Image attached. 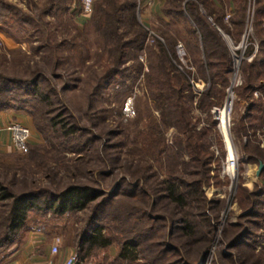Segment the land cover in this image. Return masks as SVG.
Here are the masks:
<instances>
[{"label":"rangeland","instance_id":"1","mask_svg":"<svg viewBox=\"0 0 264 264\" xmlns=\"http://www.w3.org/2000/svg\"><path fill=\"white\" fill-rule=\"evenodd\" d=\"M2 1L22 10L35 20L38 19L40 12H44L48 4V0ZM73 1L79 4L81 2V0ZM120 1L116 3L119 5ZM160 1L159 6L144 9L143 0H140L142 5L140 10L139 0H134L136 3L135 24L145 36L143 48L136 54L137 63L134 62L135 59H132L135 53L130 52L131 58L126 64V67H135L136 70L125 74L122 78H117L106 87L101 95L96 96H92L91 93L109 68L112 47L106 45L96 33L91 18L96 17L100 10L99 7L105 4V0H94L93 13L88 17L82 16L80 10L77 13L74 8H70L67 12L42 15V19L38 20V23L40 22L38 35L31 31L23 32L18 27L0 26V57H5L7 61L1 68L3 73L12 77L21 76L24 74L27 63L32 66L38 64L51 73L57 64L54 73L63 79L53 80V84L58 89L69 86V90L63 96L65 105L84 130L88 131V139L92 140L87 154L65 153V162L60 166H55L54 172L57 177H53L52 173L27 166L29 177L34 178L36 187L40 189L54 190L57 186L63 188L68 183L80 181L103 190L106 194L113 191L115 186L125 179L128 185L148 192L151 200L148 202V199L147 202L150 207L154 206L152 212L154 218L164 216L162 209L165 204L159 200L156 183L167 180L172 175L184 179L197 171L194 167L187 165L190 162L187 152H178L175 149L174 137L178 134V128L171 126L173 121L166 120L165 108L153 96L146 82L150 50L157 51L158 43L165 44L175 40V66L179 70L192 73L190 106H188L189 120L195 125L196 132L207 130L203 142L208 151L214 154L209 180L207 185L203 186L204 195L209 203L221 201L216 211L208 212L214 225L210 246H202L200 250H195V247L182 249L184 255H175V259L184 258L187 262L193 261L195 264H264V219L261 218L264 216V204L251 205V200L248 198L253 193L259 192L262 185L261 177H256L259 163L250 161L249 153H253L257 146L259 150H264V125L257 127L255 134L251 130L247 138H239L236 134V127L241 126V123L243 125V118L247 115L248 109V101L238 95L245 83L246 76L243 68L258 59V51L254 55L255 45L258 46L259 40H262L261 34L264 35V24L261 27L257 20L254 22L255 18L252 19V14L254 13L255 17V13L258 15V9L264 6L259 4L256 6V0L255 4L251 5L249 0L248 3L247 0H240L239 3H235L236 7H239L236 14L235 5L230 0H206L205 4L202 5V2L199 4L201 15L218 32L230 61L229 84L223 91L224 96L222 98L212 97L214 104L208 111L201 103L205 93L212 89V84L203 78L198 69L197 62L202 55L199 56V53H194L189 48L192 40L187 29L190 28L191 31L194 29V32L198 34L200 32L190 21L187 23L173 20L169 23L171 19H167L162 10H172L174 7L166 0ZM75 2L73 4L77 6ZM261 3L264 5V0ZM232 10L234 14L231 17ZM241 21L243 25L240 24ZM120 28L118 33L123 35V41H132L135 33L129 29L130 27L125 25ZM46 44L50 47L45 50L46 52L37 49L40 45ZM251 48L253 51L248 54ZM83 52L86 55L84 61H82ZM46 57H52L53 63L50 65L44 63ZM137 65L140 67L138 68ZM259 96V93L254 95L256 99ZM227 104H229L227 109L228 135L236 162L234 179L226 172L230 153L220 128L223 126L221 118L226 116ZM30 121L31 124L27 126H30L32 131L30 143L33 141L34 145H45L44 137L36 130L33 120L30 119ZM160 132L163 133L162 137L166 145L164 154L157 153V149L162 148L159 146ZM222 151L225 153L224 157L221 156ZM166 152L173 156L178 153L180 156L175 155L169 159ZM18 158L24 157L13 149L0 151V168L1 165L15 164ZM216 161L218 164L215 163ZM72 168H76L77 172L79 171L78 174L83 175L85 179H82L80 175L73 179L70 174L76 173V170H71ZM255 202H258L256 197ZM134 208L140 213L145 210V206L140 203ZM77 215L78 218L82 217L81 214ZM246 216L256 223L249 229L258 239L254 246L255 250L250 253L230 249L229 240L231 238L227 239L231 234L227 235L228 238L224 236V231L229 228L230 224H243L246 220L244 218L242 220L241 217ZM30 220V222H37L31 224L32 229H39L36 226L39 223L45 227L47 235L41 233L38 236L49 237L48 234H58L61 240L60 253L57 256H51L52 261L60 256L64 258L68 252H74L78 258V264H130L117 262L116 257L119 253L117 243L106 250L98 251L90 259L80 263V253L73 243L82 222L79 223L74 215H65L57 220L42 221L39 218ZM223 254L230 259H223ZM138 259L141 260L140 256ZM139 264H144V259Z\"/></svg>","mask_w":264,"mask_h":264},{"label":"trees","instance_id":"2","mask_svg":"<svg viewBox=\"0 0 264 264\" xmlns=\"http://www.w3.org/2000/svg\"><path fill=\"white\" fill-rule=\"evenodd\" d=\"M117 1L120 0H105V4L99 7L98 12L96 11V17L91 18L96 33L106 45L112 47L109 68L105 71L101 82H97V86L91 93L92 96L101 95L117 78L135 71V67H126L131 58L130 52L135 53L132 59H135L134 62L137 63L136 54L144 45V32L135 24L136 3L134 0H121L118 5ZM230 1L235 5L240 0ZM74 2L73 0H48L44 12H40L38 19L35 20L22 10L0 0V26L18 27L23 32L31 31L38 35L40 33L38 20L42 19V15L67 12ZM166 2L174 7L172 10H162L163 15L171 19L169 23L173 20L187 23L190 21L200 32L198 34L194 32V29L193 31L190 28L187 29L192 40L189 48L194 53H199V56L202 55L197 62L198 69L203 78L212 84V89L205 93L201 103L209 111L214 104L212 97L222 98L223 91L229 84L228 54L218 32L200 13L199 4L201 2L202 5L205 4L206 0H166ZM261 2L262 0H256V6L257 4L264 6ZM75 3L79 5L78 2ZM238 9L239 7L235 5L236 14ZM76 10L78 13L79 9ZM233 10L231 17L234 14ZM257 14L255 13L254 22L257 20L258 25L260 23L262 27L264 8H259ZM240 24L243 25V21ZM125 25H128L129 29L135 33L132 41H123V35L118 33L119 28ZM262 31L259 32L262 33ZM261 36L262 40H259L258 44V59L243 68L246 76L245 83L238 95L248 101V109L247 115L243 118V125L241 123V126L236 127L239 138L249 137L251 130L255 134V129L264 125L263 33ZM175 46L176 41L171 40L165 44L158 43L157 51L150 50L146 82L153 96L165 108L166 120L173 121L171 126L178 128V134L174 137L175 149L178 152H187L190 156V162L187 165L194 167L197 171L184 179L171 174L169 179L156 183L159 200L165 204L162 209L164 216L157 218H154L152 213L154 206L150 207L148 204L151 200L148 192L128 185L125 179L121 180L108 194L80 181L68 183L63 188L57 186L54 190L36 187L34 178L29 177L27 166L52 173L53 177H57L54 172L55 166L65 162V153L87 154L92 140L88 139V131L84 130L65 105L63 96L69 90V86L58 89L53 84V80L63 79L54 73L57 64L50 73L38 64L32 66L27 63L23 75L12 77L1 70L7 61L5 57H0V112L13 111L26 115L33 120L36 130L45 139V145L29 144L28 152L21 154L24 158L16 159L15 164L1 165L0 264L7 263L10 256L24 242L33 227L31 224L37 223L30 222L31 218H39L42 221L57 220L65 215H74L79 223L82 222L73 243L80 253V263L90 259L98 251L106 250L117 243L119 253L116 259L120 263L139 264L144 259V264H195L193 261L187 262L184 258L176 260L175 255H184L182 249L195 247V250H200L202 246H210L214 225L208 212L216 211L221 201L209 203L204 195L203 186H206L209 180L214 154L208 151L203 142L207 130L196 132L195 125L189 120L188 106H190L192 73L179 70L175 66ZM49 48L46 44L40 45L37 49L45 51ZM81 49L84 48L81 47ZM252 51L253 48L248 51V54ZM85 56L83 52L82 61ZM51 59L52 57H46L47 61L44 58L46 62H43L50 65L53 63ZM49 76L52 77L49 78ZM255 93L260 95L257 99L254 97ZM157 130L159 131V128ZM160 133L159 146L162 148L157 149V153L164 154L166 145L162 137L163 133ZM182 136L184 138L181 139ZM91 144L93 146V142ZM247 148L246 146V150ZM253 153H249L250 161L257 162L259 165L264 164V150H259L257 146ZM166 154L169 159L175 155L180 156L178 153L174 156L168 152ZM224 154L222 151L221 156L224 157ZM215 163L218 164L217 161ZM71 170H76V173L70 174L73 179L80 175L76 168ZM80 176L85 179L83 175ZM260 177L262 181L260 191L248 197L251 205L264 204V170ZM255 197L258 199L257 203H254ZM139 203L145 206V210L141 213L134 208ZM77 214H81L82 217L78 218ZM243 218L246 220L245 223L230 224L224 231V236L229 237L227 240L231 238L230 249L250 253L255 250L254 246L258 239L249 227L256 223L249 220L248 216L241 217L242 220ZM261 218L264 219V216ZM36 226L47 235L43 225L39 223ZM229 233L231 235L227 237ZM48 235L50 239L58 237L57 233ZM222 258L230 259L224 254Z\"/></svg>","mask_w":264,"mask_h":264},{"label":"crops","instance_id":"3","mask_svg":"<svg viewBox=\"0 0 264 264\" xmlns=\"http://www.w3.org/2000/svg\"><path fill=\"white\" fill-rule=\"evenodd\" d=\"M159 2L161 4L160 0H143L144 9L151 8V6H159ZM71 8L73 9V4ZM12 123H21L28 126L31 124V121L24 114L12 111L0 112V151L13 149L10 134L7 131L9 125ZM30 144L34 145L35 142L31 141ZM47 237L34 235L31 232L28 233L22 245L10 256L6 264H61L69 256L74 255V252H68L64 258L60 256L57 260L52 261L51 247L54 244V240ZM46 240L49 242L47 243Z\"/></svg>","mask_w":264,"mask_h":264},{"label":"built area","instance_id":"4","mask_svg":"<svg viewBox=\"0 0 264 264\" xmlns=\"http://www.w3.org/2000/svg\"><path fill=\"white\" fill-rule=\"evenodd\" d=\"M250 5L255 4V0H249ZM77 7L80 10V13L82 16H90L93 13L94 10V0H81L79 5L73 4V8ZM139 9H142V5L139 0ZM254 18V13L252 14V19ZM154 36V35H153ZM153 40V37H152ZM154 41V40H153ZM258 51V46L255 45V50H254V55ZM7 131L10 134L11 142H12V147L13 150L16 151L19 154H26L28 152V146L30 144L31 136H32V131L29 127L20 124V123H13L11 124ZM228 165H231V167L236 169V162L235 160H232L230 163L227 160V167H226V172L227 169L229 168ZM229 176V174H228ZM235 177V176H234ZM234 179V178H233ZM31 232L34 233L35 235H41L43 233L40 229L33 228L31 229ZM60 245H61V240L59 237H56L54 239V244L51 247V255L52 256H57L60 253ZM78 258L76 255L69 256L63 264H78Z\"/></svg>","mask_w":264,"mask_h":264},{"label":"bare ground","instance_id":"5","mask_svg":"<svg viewBox=\"0 0 264 264\" xmlns=\"http://www.w3.org/2000/svg\"><path fill=\"white\" fill-rule=\"evenodd\" d=\"M229 107V104H227L226 106V116H224V118L222 119V115L220 116L221 118V121H222V124L223 126L220 127L224 136H225V139H226V144H227V148H228V151H229V159H228V162L230 163L232 160H234V154L232 152V145H231V142L229 140V135H228V118H227V109ZM228 169H227V174H229V176L233 179L234 176L236 175V171H235V168L231 167V165H228Z\"/></svg>","mask_w":264,"mask_h":264},{"label":"water","instance_id":"6","mask_svg":"<svg viewBox=\"0 0 264 264\" xmlns=\"http://www.w3.org/2000/svg\"><path fill=\"white\" fill-rule=\"evenodd\" d=\"M263 170H264V164H263V163H260V165H259V167H258V170H257V172H256V177H257V178H259V177L261 176Z\"/></svg>","mask_w":264,"mask_h":264}]
</instances>
